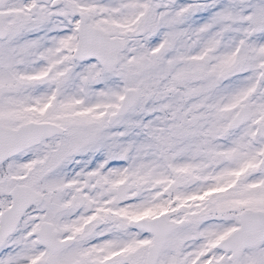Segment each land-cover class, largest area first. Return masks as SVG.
Returning a JSON list of instances; mask_svg holds the SVG:
<instances>
[{"label": "snow or ice", "instance_id": "snow-or-ice-1", "mask_svg": "<svg viewBox=\"0 0 264 264\" xmlns=\"http://www.w3.org/2000/svg\"><path fill=\"white\" fill-rule=\"evenodd\" d=\"M0 264H264V0H0Z\"/></svg>", "mask_w": 264, "mask_h": 264}]
</instances>
